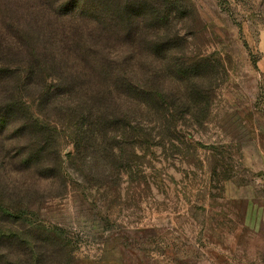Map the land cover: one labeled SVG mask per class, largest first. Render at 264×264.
Masks as SVG:
<instances>
[{
    "label": "rangeland",
    "instance_id": "1",
    "mask_svg": "<svg viewBox=\"0 0 264 264\" xmlns=\"http://www.w3.org/2000/svg\"><path fill=\"white\" fill-rule=\"evenodd\" d=\"M185 1L214 71L202 122L60 133L51 179L0 128V264H264V0Z\"/></svg>",
    "mask_w": 264,
    "mask_h": 264
},
{
    "label": "trees",
    "instance_id": "2",
    "mask_svg": "<svg viewBox=\"0 0 264 264\" xmlns=\"http://www.w3.org/2000/svg\"><path fill=\"white\" fill-rule=\"evenodd\" d=\"M200 25L185 0H0L1 132L16 125L28 139L19 160L51 179L60 133L167 134L178 115L202 122L212 97L199 84L214 71L187 40Z\"/></svg>",
    "mask_w": 264,
    "mask_h": 264
}]
</instances>
